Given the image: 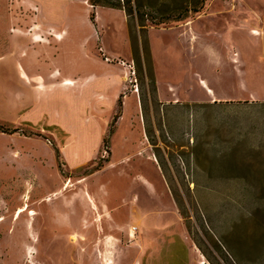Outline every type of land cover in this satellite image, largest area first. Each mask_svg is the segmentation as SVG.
<instances>
[{
    "label": "rangeland",
    "instance_id": "obj_1",
    "mask_svg": "<svg viewBox=\"0 0 264 264\" xmlns=\"http://www.w3.org/2000/svg\"><path fill=\"white\" fill-rule=\"evenodd\" d=\"M84 1L0 0V264H264V0Z\"/></svg>",
    "mask_w": 264,
    "mask_h": 264
},
{
    "label": "crops",
    "instance_id": "obj_2",
    "mask_svg": "<svg viewBox=\"0 0 264 264\" xmlns=\"http://www.w3.org/2000/svg\"><path fill=\"white\" fill-rule=\"evenodd\" d=\"M84 2L87 4V6L90 4L87 1H84ZM90 7H93V6H90ZM50 17H52V18L55 17L57 19L60 18L59 15H56V16L55 15H51ZM62 18L64 19L63 21L66 24H69L72 21V19H73V17L71 16V12L69 10L67 12H65V14L62 15ZM254 34L256 35V34H260V33L257 32V31H255ZM166 58L169 60V62H173V63L175 62L176 63V61H177V60H174V59L170 58L169 56H166ZM156 60H159V57L156 58ZM234 62L237 63L239 61L236 60ZM180 63H185V62H184V60H180ZM197 63H198L199 66H203V65L206 64V61L199 60ZM165 72H166V76H168V77L169 76L171 77V76L177 75L176 74L177 71H175V70H172V72H169V70H168V72L167 71H165ZM187 72H189V74H190V71H187ZM97 75H98V73L97 74H94V77H97ZM190 76H191L190 77V81H188V79L186 77H184L185 78L184 79V85L185 86H191V88H193V90L195 91V93H194V96L195 97H192V96L186 97L189 100L188 102H191V101L209 102V98L213 99L212 102H216V101H219L218 99H221V96H217L216 95L215 90L212 88L211 82L208 79H206V77H203V75H201V77H200L201 79L198 81L197 79L192 78V74H190ZM64 78H66V79H64L65 80V83L68 82V81H71L67 77H64ZM112 78H113V80L111 79L110 83L114 87L115 84L117 83V79H116V77H112ZM168 84H169V87L166 89V91L163 89L164 91L162 92V88H159L158 89L159 90L158 93H159V96H160L161 101H167L168 103H175V104L180 103L179 100L172 101L171 99H173V98L170 97L171 96L170 93H169V95L167 94L168 91H172L173 88H175L172 82H170ZM158 85H159V87H161L160 86V81H159ZM68 86H71V85H68ZM61 92L62 93H69L70 91L62 90ZM113 97L111 98L112 101H113ZM178 98L181 100L180 95H178ZM112 103L110 102V104H112ZM100 132H101L100 133V136L102 137L103 129ZM70 152L74 155V153H73L72 150ZM142 184L144 185L143 182H142ZM148 184L152 187V191H154L156 193V185L154 183H151L149 180H148ZM149 192L151 193L150 188H149ZM146 194L148 195L149 193L146 192ZM145 206L147 208H151L150 207V206H152L151 201L149 202V205L148 204H145ZM146 210L149 211V209H146ZM140 227L142 228V230L146 234L148 233V231H147V229H148L147 227L148 226L146 225V223L142 222ZM167 253H171V251H168ZM159 254H160V252L156 253V255H154V257L156 256L155 258L159 259L158 256H157ZM176 262H177V264H179V262L177 260V257H176Z\"/></svg>",
    "mask_w": 264,
    "mask_h": 264
},
{
    "label": "trees",
    "instance_id": "obj_3",
    "mask_svg": "<svg viewBox=\"0 0 264 264\" xmlns=\"http://www.w3.org/2000/svg\"><path fill=\"white\" fill-rule=\"evenodd\" d=\"M148 3L145 4L143 0H89L91 6L102 7V8H110L115 10H124L128 15L134 17V13L138 15V20L141 26H146V21L150 20L154 25H160L164 23H169L170 21H182L188 17V10H186L185 14H179L178 16H172L168 18L161 19L157 21L156 16L151 19L146 20L147 13L143 11L144 8H148L153 6L152 0H147ZM198 12V10H195ZM149 17V16H148ZM94 20V16L92 17Z\"/></svg>",
    "mask_w": 264,
    "mask_h": 264
},
{
    "label": "bare ground",
    "instance_id": "obj_4",
    "mask_svg": "<svg viewBox=\"0 0 264 264\" xmlns=\"http://www.w3.org/2000/svg\"><path fill=\"white\" fill-rule=\"evenodd\" d=\"M58 39H62V36L61 35H59L58 36ZM25 79L27 78L26 76L24 77ZM65 84H71V82H66ZM137 91V90H136ZM92 200V199H91ZM95 207V206H94ZM26 210H27V207L25 206L24 208H21L19 211H18V214L20 215V214H23V213H25L26 212ZM30 216H32V217H35L36 215H37V213L36 212H33V213H31V214H29Z\"/></svg>",
    "mask_w": 264,
    "mask_h": 264
}]
</instances>
